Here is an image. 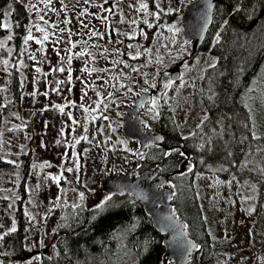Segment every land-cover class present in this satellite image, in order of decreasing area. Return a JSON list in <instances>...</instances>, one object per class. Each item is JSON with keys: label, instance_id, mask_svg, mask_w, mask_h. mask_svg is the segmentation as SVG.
<instances>
[{"label": "rangeland", "instance_id": "obj_1", "mask_svg": "<svg viewBox=\"0 0 264 264\" xmlns=\"http://www.w3.org/2000/svg\"><path fill=\"white\" fill-rule=\"evenodd\" d=\"M19 1L29 12L26 36L30 29L34 38L27 44L23 42L16 60L12 36L0 43V108L10 100L13 67L24 82L21 106L15 112L0 114V264H40V254L50 244L67 206L98 205L106 197L100 190L105 177L126 172L137 175L135 160L141 153L136 142L123 136L121 120L137 93L157 89L154 111L149 112V103L140 113L147 125L155 121L153 117L160 107L172 104L175 108L192 99L196 112L193 121L199 122L205 110L196 101L201 85L198 77L203 59L207 58L209 66L216 63V58L208 56L207 48L201 49L191 62L183 65L179 81L169 80L170 66L186 62L191 53L189 43L183 39L181 20L193 0ZM142 3H151L153 9H141ZM139 22L148 25L147 30L155 28L147 47L146 30L138 32ZM3 25L10 27L8 21ZM93 32L103 33V39L92 35ZM45 33L47 40L43 39ZM138 34V42H125L127 56L133 60L128 67L121 55L123 39L138 40ZM37 40L42 43H36ZM81 52L84 55H79ZM122 64L130 75L117 72ZM60 67L65 71H53ZM127 88L133 91L128 92ZM29 149L32 166L25 213L33 221L35 231L25 240L24 253L17 254L13 252V243L3 241V237L16 227L20 157ZM117 150L126 152L122 155ZM68 168L73 170L69 172ZM253 185H239L229 174L210 168L197 177L196 188L214 235L218 264H264V199Z\"/></svg>", "mask_w": 264, "mask_h": 264}, {"label": "trees", "instance_id": "obj_2", "mask_svg": "<svg viewBox=\"0 0 264 264\" xmlns=\"http://www.w3.org/2000/svg\"><path fill=\"white\" fill-rule=\"evenodd\" d=\"M105 4L108 7L110 2ZM148 8L153 9L151 3ZM5 21L11 28L2 26ZM29 24V12L22 2L0 0V43L12 36L15 60L20 57ZM147 26L143 22L137 26L138 32L146 30L145 47L155 30L154 26L147 30ZM127 39H123L121 55L130 67L133 60L127 56L125 42H138L139 34L138 40ZM93 40L100 42L99 38ZM201 48L216 58L213 66H206L207 58L203 59L198 77L201 85L196 101L204 115L199 122L193 121V99L175 108L172 104L160 107L148 127L163 136V148H149L141 153L142 158L139 154L135 173L154 168L159 176H168V187L175 193L172 206L198 245L188 264H218L214 235L206 222L196 181L208 168L220 170L239 185L254 184L264 199V175L260 172L264 152L258 150V146L264 148V0H218ZM118 70L130 75L123 64ZM10 75V100L0 108L2 115L15 112L24 94V82L16 67ZM253 132L261 139H252ZM117 152L123 155L126 150ZM129 157L135 158L133 154ZM20 159L16 231L3 237V241L13 243L17 254L24 253L25 240L35 231L25 213L32 150ZM243 163L247 166L242 167ZM110 196L102 210L96 205L67 206L50 244L40 254V264H174L166 258L164 237L153 228L142 207L130 197Z\"/></svg>", "mask_w": 264, "mask_h": 264}, {"label": "water", "instance_id": "obj_3", "mask_svg": "<svg viewBox=\"0 0 264 264\" xmlns=\"http://www.w3.org/2000/svg\"><path fill=\"white\" fill-rule=\"evenodd\" d=\"M217 2L218 0H193L182 14L183 39L191 46L188 61L194 58L203 45L212 25ZM182 65L183 62H179L168 69L167 73L171 82L179 81ZM156 95V90L141 93L132 101L131 107L125 109L122 116L123 136L127 140L136 142L141 153L149 148L161 150L164 145V138L161 134L144 129L145 119L140 116L141 109ZM168 182V176H159V170L153 168L137 176L126 172L116 177H105L100 183V190L107 196L130 197L134 203L139 204L150 218L153 228L164 237L166 258L174 264H188L197 247L192 249L191 255L185 256L184 243L185 241H190L194 245L197 243L189 236L187 229H184L185 223L178 217L172 206V196H170L172 191L167 188ZM121 186H131L135 192H132L131 188H125L121 192ZM181 232L184 235H180Z\"/></svg>", "mask_w": 264, "mask_h": 264}, {"label": "snow or ice", "instance_id": "obj_4", "mask_svg": "<svg viewBox=\"0 0 264 264\" xmlns=\"http://www.w3.org/2000/svg\"><path fill=\"white\" fill-rule=\"evenodd\" d=\"M85 2H88V0H85ZM106 2H107V0H106ZM140 8H141V9H144V10H147L148 5L145 4V3H142V4L140 5ZM105 11H110V9H105ZM40 19L43 20V17H40ZM103 19H104V20H107V17H104ZM65 22H66V23H70V21H65ZM145 22H146V21H145ZM205 22H206V20H205ZM81 23L83 24V21H81ZM2 26H3V27H7V25H2ZM83 26H84V27H87V25H83ZM38 30L41 31V32H44V29H43V28H38ZM177 31H179V29H177ZM92 35H94V36H99L101 39H103V36H104L103 33H99V32H93ZM33 38H34V37H33L32 34H31V30L29 29V31H28V35L25 37L24 43L27 44V42H28L29 40H32ZM9 39H11V37H9ZM43 39H44V40H47V39H48V35H47V33H45ZM36 43L41 44L42 41H41V40H37ZM75 46H76V45L73 43V44H72V47H75ZM105 51H107V49H105ZM117 51H119V50L117 49ZM57 54L59 55V53H57ZM79 55H84V53L81 52V53H79ZM32 58L34 59L35 57H32ZM133 58H135V57H133ZM36 71H37V72H40V69L37 68ZM53 71L64 72L65 69H64L63 67H60V68H58V69H57V68H54ZM84 71H89V69L85 68ZM92 71H104V70H102V69H101V70L92 69ZM133 71H136V69H133ZM70 81H71V77L69 76V82H70ZM121 87H125V86H124V85H121ZM151 87H155V85H151ZM165 87H168V85H165ZM127 91H128V92H132L133 89H132V88H127ZM142 91H147V89H143ZM137 95H139V94L137 93ZM151 104H152V108L149 109V112H153V111H154L155 107L157 106V101H156L155 99H153V100H151ZM141 106H143V105L141 104ZM54 107L59 108V110H60L61 112L64 111L63 107H61V106H59V105H54ZM156 115H158V113H157ZM153 118H155V117H153ZM105 119H107V117H105ZM73 123H75V121H73ZM144 126H145V127H148V125H147L146 122H144ZM246 127H247V125H246ZM81 139H87V137H81ZM243 139H247V136H245ZM252 139H254V140H259V139H261V137L257 136V135L253 132V134H252ZM77 142H79V141H77ZM241 143H243V140H241ZM258 150L261 151V152H264V148H259V146H258ZM166 154H167V153H166ZM181 155H184V154L181 153ZM229 155H231V153H229ZM141 158H142V154H141ZM241 166H242V167H246L247 164H246V163H243V164H241ZM41 167H43V165H42ZM72 170H73L72 168H68V169H67V171H69V172H71ZM191 170H192V169H191V167H190V168H189V171H191ZM260 172H261L262 175H264V169H260ZM53 179L59 180V177H54ZM229 183H231V182H229ZM173 187H175V186L173 185ZM252 187L254 188L255 185H253ZM125 188H131V186H121V187H120V191L123 192V191L125 190ZM131 190H132V192H135V189H134V188H131ZM79 195H80V198H81V200H82V199L84 198V193L81 192ZM174 195H175V193H170V196H174ZM111 199H112L111 196H106L105 199H104L103 201H101L100 204L96 205V208L102 210V209L105 207L106 203H107L108 201H110ZM245 199H248V197H246ZM170 218H171V217H169V219H170ZM186 228H187V225H184V229H186ZM9 231H11V232L16 231L15 226H13ZM180 235H184V233L181 232ZM0 239H2V237H0ZM195 247H198V246L192 244L190 241H185V243H184V254H185V256H189V255H191L192 249L195 248ZM37 259H38V257H37Z\"/></svg>", "mask_w": 264, "mask_h": 264}, {"label": "flooded vegetation", "instance_id": "obj_5", "mask_svg": "<svg viewBox=\"0 0 264 264\" xmlns=\"http://www.w3.org/2000/svg\"><path fill=\"white\" fill-rule=\"evenodd\" d=\"M201 49H202V48H201ZM201 49H200V50H201ZM185 63H187V61H186V62H184L183 64H185Z\"/></svg>", "mask_w": 264, "mask_h": 264}]
</instances>
